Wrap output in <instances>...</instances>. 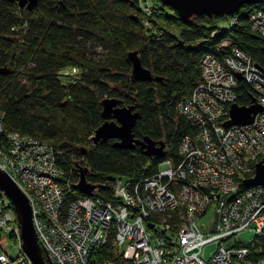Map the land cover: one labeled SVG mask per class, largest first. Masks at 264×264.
<instances>
[{"label": "trees", "instance_id": "16d2710c", "mask_svg": "<svg viewBox=\"0 0 264 264\" xmlns=\"http://www.w3.org/2000/svg\"><path fill=\"white\" fill-rule=\"evenodd\" d=\"M150 1L37 0L29 11L0 0L2 125L51 143L63 171L65 206L80 197L71 189L78 182L77 165L88 169V183L104 186L116 178L135 184L154 176L165 162L180 163L182 138L198 130L178 104L199 82L205 55L220 60L238 48L264 71V39L250 31L248 22L259 6H244L231 17L183 21L172 8ZM224 18L230 26L222 30L217 22ZM226 41L228 47L222 44ZM130 52L138 53L153 80L133 79ZM236 95L239 107L251 104L252 93L243 83ZM105 100L134 108V138L162 144V153L149 158L139 147L121 149L114 140L94 146L91 138L104 123ZM100 194L109 201L110 187ZM167 220L178 224L177 214ZM261 251L251 259L264 254V247ZM91 261L125 264L111 241Z\"/></svg>", "mask_w": 264, "mask_h": 264}, {"label": "built area", "instance_id": "2783aa9c", "mask_svg": "<svg viewBox=\"0 0 264 264\" xmlns=\"http://www.w3.org/2000/svg\"><path fill=\"white\" fill-rule=\"evenodd\" d=\"M248 22L264 38V11L250 14ZM200 71L192 94L178 104L179 113L198 130L182 138L180 163L165 162L135 185L117 178L95 185L88 197L73 189L77 182L71 189L80 197L67 206L63 171L51 143L5 131L0 112V171L28 200L38 244L51 264H93V253L108 241L125 264H264V254L251 259L264 247V188L240 191L264 159V71L238 48L220 60L205 55ZM237 76L261 112L248 125L224 128L236 104ZM108 186L106 201L100 190ZM6 201L0 195V264H32ZM210 207L216 223L212 233L204 234L198 222ZM172 214L178 224L168 222ZM161 217L163 222H156ZM251 227L253 241L241 243L240 235ZM2 232L17 238L15 257L3 250ZM209 244L214 249L205 259L202 252Z\"/></svg>", "mask_w": 264, "mask_h": 264}, {"label": "water", "instance_id": "95a60500", "mask_svg": "<svg viewBox=\"0 0 264 264\" xmlns=\"http://www.w3.org/2000/svg\"><path fill=\"white\" fill-rule=\"evenodd\" d=\"M19 8L32 10L36 7L37 0H13ZM163 6L172 8L183 21L202 16L207 17H231L243 6L256 4L258 0H154ZM127 58L132 66V77L135 81L148 82L153 80L151 72L142 67L137 52H130ZM237 80L242 78L237 76ZM252 98L249 107L232 105L229 111L230 121L224 128L232 126H245L253 122L254 117L261 112V108L254 104ZM119 102L116 100H105L102 102V118L104 123L91 138L96 146L100 142L109 140L116 141L121 149L132 150L139 147L149 158L158 156L163 151V146L148 138L138 140L133 136V129L138 117L132 107H115ZM78 184L73 189L84 196H91L97 186L87 182L88 169L76 166ZM264 188V159L255 165L254 177L243 182L245 189L251 187ZM0 194L6 198L13 207L14 215L20 231L22 250L30 259L32 264H51L50 258L43 252L38 244L37 236L32 224V212L28 200L5 173L0 171Z\"/></svg>", "mask_w": 264, "mask_h": 264}, {"label": "rangeland", "instance_id": "374dc122", "mask_svg": "<svg viewBox=\"0 0 264 264\" xmlns=\"http://www.w3.org/2000/svg\"><path fill=\"white\" fill-rule=\"evenodd\" d=\"M150 3L153 4L154 3V0H151ZM229 21H230L229 18L220 19L217 22V26L219 28H221L222 30L228 29L229 26H230V22ZM231 23H234L233 20L231 21ZM222 44H223V46L228 47L230 43L228 41H226V42H224ZM71 73L75 74L77 72H76V70H73ZM115 107H118L119 108V106H115ZM135 184H137V183H135ZM135 184H133V185H135ZM6 202H7V207H9L10 209L13 210V207L10 204V202L8 200ZM164 219L165 218H163V217L156 218V222H163ZM215 223H216V212H215V208L214 207H210L207 210L206 214L203 217L200 218V220L198 222V225H199V227H201V230H202V232L204 234H210V233L213 232V227L215 226ZM14 224L17 226V222H14ZM239 238H240L241 243H244V244L253 241V239H254L253 227H251V229L243 232L240 235ZM1 239L3 240V244H2L3 250L6 253L10 254L11 257H15L16 256V251L14 249V245L16 246L18 244L17 238L14 235L11 236L7 232H2ZM213 249H214V245L213 244H209V245L205 246V248H204V250L202 252L203 253V257L205 259H208L209 256H210V254H211V251Z\"/></svg>", "mask_w": 264, "mask_h": 264}, {"label": "bare ground", "instance_id": "6f19581e", "mask_svg": "<svg viewBox=\"0 0 264 264\" xmlns=\"http://www.w3.org/2000/svg\"><path fill=\"white\" fill-rule=\"evenodd\" d=\"M252 6H259V8L258 9H256V10H254V11H252V13H250V14H253L254 12H256V11H258V10H262V11H264V0H258V2L256 3V4H253V5H249L248 7H252ZM244 7V6H243ZM215 17V16H214ZM249 28H250V25H249ZM250 31L252 32V30H251V28H250ZM257 35H259V34H257ZM261 38H263L261 35H259ZM264 39V38H263ZM242 81L243 80H241V82H239V83H237V86H238V84H240V83H242ZM245 85V84H244ZM236 89H237V87H236Z\"/></svg>", "mask_w": 264, "mask_h": 264}]
</instances>
